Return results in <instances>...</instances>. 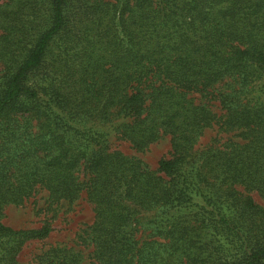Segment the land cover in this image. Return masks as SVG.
<instances>
[{"label": "trees", "instance_id": "16d2710c", "mask_svg": "<svg viewBox=\"0 0 264 264\" xmlns=\"http://www.w3.org/2000/svg\"><path fill=\"white\" fill-rule=\"evenodd\" d=\"M40 191L95 206L92 264H264V0H0V264L49 235L2 222Z\"/></svg>", "mask_w": 264, "mask_h": 264}, {"label": "rangeland", "instance_id": "374dc122", "mask_svg": "<svg viewBox=\"0 0 264 264\" xmlns=\"http://www.w3.org/2000/svg\"><path fill=\"white\" fill-rule=\"evenodd\" d=\"M216 111L218 114L223 113L220 109ZM215 134V129L206 130L196 149L201 150L208 145L214 139ZM113 136L108 143V150L120 151L125 156L139 159L150 170L157 168L160 159L169 157L168 136H163L143 151H136L128 142ZM218 138H222L220 140L222 143L226 135L220 134ZM251 197L257 204L262 205V200L256 193H251ZM94 220L95 206L87 200L84 194L72 203L61 201L51 204L45 191H40L22 205L6 206L2 217L3 224L15 230L39 228L44 222L50 226L51 231L46 238L30 240L22 246L17 256L18 264H35L36 256L50 247L73 249L81 254L82 264H92V246L87 237H89ZM145 233H148V230ZM82 239L86 241L83 242Z\"/></svg>", "mask_w": 264, "mask_h": 264}]
</instances>
